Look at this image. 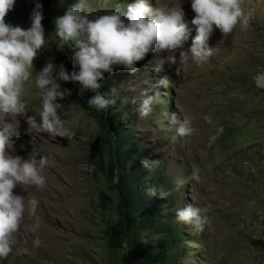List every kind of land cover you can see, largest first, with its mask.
I'll return each instance as SVG.
<instances>
[{"label": "rangeland", "instance_id": "374dc122", "mask_svg": "<svg viewBox=\"0 0 264 264\" xmlns=\"http://www.w3.org/2000/svg\"><path fill=\"white\" fill-rule=\"evenodd\" d=\"M134 2L48 0L42 4L45 44L29 69L32 75L23 83L26 115L5 119L16 129L9 154L27 159L35 153L37 160L48 158L40 172L46 187L38 190L27 184L14 189L25 198L26 207L12 237L13 252L0 264H128L122 250L107 244L117 220V144L104 110L87 103L95 93L84 90L81 94L78 83L56 81L60 91L71 93L55 101L61 105L57 115L63 128L72 133L70 139L29 132L26 121L33 116L40 122L42 95L35 79L42 68L53 63L54 77L60 65L73 70L72 45L60 47L55 19L77 3H83L82 14L95 19L117 9L123 12ZM35 3L15 0L6 23L30 27ZM149 3L181 6L188 20L194 16L190 0ZM242 6L252 13L248 30L241 32L237 26L227 38L214 31L208 41L214 53L204 64L189 59L187 65H180L179 52L188 51L190 37L174 52H150L134 65L138 69L134 74L123 65L104 73L111 83L108 95L116 104L112 106L121 112L119 124L128 136L123 149L135 152L128 164L137 168L145 159L157 162L152 189L169 196L159 212L180 234L174 244H162L160 235L141 233L133 264H264V0H243ZM169 56H176L177 63L172 64ZM178 67L181 76L175 74ZM145 95L157 96V100L151 113L141 117ZM173 112L176 124L170 122ZM185 120L194 131L181 137L176 129ZM196 168L198 183L190 179ZM32 198L38 201L35 215L30 214ZM189 205L202 210L201 218L208 217L202 232L194 224L176 220L177 210ZM37 221L40 226L32 231ZM36 238L41 241L38 247L33 244Z\"/></svg>", "mask_w": 264, "mask_h": 264}, {"label": "clouds", "instance_id": "9594fccd", "mask_svg": "<svg viewBox=\"0 0 264 264\" xmlns=\"http://www.w3.org/2000/svg\"><path fill=\"white\" fill-rule=\"evenodd\" d=\"M14 4L15 0H0V260L7 259L13 252L12 237L21 226L26 207L25 198L14 193V189L17 185L27 184L35 185L38 190L44 189L46 180L40 172L49 162L44 156L37 160L35 153L24 159L8 152L16 129L5 117L26 115V106L21 99L23 83L32 75L29 69L38 50L45 44L42 4L35 3L27 29L6 23L5 17ZM242 4L243 0H190L194 13L191 20L186 18L181 6L153 7L149 0H135L123 12L117 9L95 19L82 14L83 3L67 7L64 14L55 19V34L60 47L69 43L72 45L73 70L69 72L60 65L54 77V65L49 62L37 74L35 86L42 95L40 122L28 116V131L71 138L72 133L63 128V122L57 115L61 105L55 103L58 98L63 99L71 93L67 89L60 91L57 80L78 83L81 94L84 90L94 92L87 103L89 107L101 111L112 101L97 92L100 87L98 81L104 78V73H112L114 65H123L134 74L138 71L134 65L144 60L150 52L155 49L174 52L182 48L190 37L188 51L179 52L180 65H187L189 59L197 65L204 64L214 53V48L208 45L214 31L218 30L222 37L227 38L237 26L241 32L248 30L252 13L246 12ZM169 61L177 63L176 56H169ZM175 74L181 76L180 67L175 69ZM157 96L145 95L139 109L141 117L151 113ZM170 122L178 123L175 112L171 114ZM190 124L187 120L181 123L176 129L177 135L190 136L194 131L186 126ZM141 163L145 169L151 170L157 162L150 163L145 159ZM198 173L199 169L196 168L190 176L197 183L200 181ZM149 194L155 195V190H150ZM167 195V192L160 193L161 198ZM29 204L30 214L35 215L38 201L32 198ZM201 211L189 205L177 210L176 220L186 225L194 224L196 231L202 232L208 217L201 218ZM39 226L37 221L32 231ZM33 244L40 246V239H34Z\"/></svg>", "mask_w": 264, "mask_h": 264}, {"label": "trees", "instance_id": "16d2710c", "mask_svg": "<svg viewBox=\"0 0 264 264\" xmlns=\"http://www.w3.org/2000/svg\"><path fill=\"white\" fill-rule=\"evenodd\" d=\"M41 4H48V0H36ZM99 92L112 103L104 110L107 117V124L112 132L113 141L116 143V188L119 200L116 206L117 220L111 226L107 244L111 248L123 251V258L128 264H133L131 259L138 253V243L141 233L152 232L160 235L162 244H174L179 239V232L169 224V219L160 214L161 206L168 195L164 198L160 194L150 195L149 191L156 186L158 170L155 165L152 169H145L142 165L135 168L129 165L128 161L132 158L131 154L135 152L126 151L123 147L128 142V136L125 134V128L119 124V114L117 107L112 105L113 100L108 95L111 83L107 81L106 76L98 81ZM118 115V116H117ZM134 151V150H132ZM130 155H129V153ZM139 152H136V154ZM144 153H141L143 156ZM152 178L148 179V176Z\"/></svg>", "mask_w": 264, "mask_h": 264}]
</instances>
